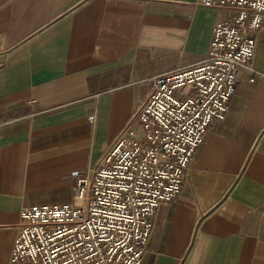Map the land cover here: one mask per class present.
<instances>
[{"label": "crops", "instance_id": "crops-1", "mask_svg": "<svg viewBox=\"0 0 264 264\" xmlns=\"http://www.w3.org/2000/svg\"><path fill=\"white\" fill-rule=\"evenodd\" d=\"M196 1L0 0V264L22 207L71 201L153 76L204 60L229 13ZM262 27L256 80L209 125L141 264H264Z\"/></svg>", "mask_w": 264, "mask_h": 264}, {"label": "built area", "instance_id": "built-area-1", "mask_svg": "<svg viewBox=\"0 0 264 264\" xmlns=\"http://www.w3.org/2000/svg\"><path fill=\"white\" fill-rule=\"evenodd\" d=\"M196 3L229 13L214 23L204 60L153 76L139 107L78 175L71 201L22 207L9 264L142 263L157 209L183 190L189 164L209 125L226 117L238 79L258 74L264 0Z\"/></svg>", "mask_w": 264, "mask_h": 264}]
</instances>
